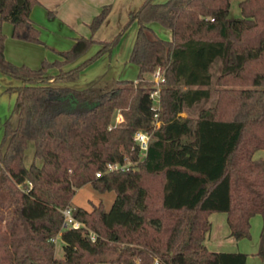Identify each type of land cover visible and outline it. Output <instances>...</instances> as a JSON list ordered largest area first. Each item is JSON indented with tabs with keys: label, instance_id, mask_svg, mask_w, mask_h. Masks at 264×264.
<instances>
[{
	"label": "trees",
	"instance_id": "1",
	"mask_svg": "<svg viewBox=\"0 0 264 264\" xmlns=\"http://www.w3.org/2000/svg\"><path fill=\"white\" fill-rule=\"evenodd\" d=\"M37 2L0 0V21L12 24V37L41 42L30 18ZM230 2L144 0L116 35L98 41L92 55L68 70L63 66L96 42L92 35L75 37L69 49L58 51L59 59L31 68L5 57L0 30V72L20 81L7 89L16 91L17 123L5 122L0 144V264H246L245 253L205 245L209 216L216 212L226 214L236 238H249L250 221L260 215L264 256V159L254 158L264 152V0H239L240 17L229 15ZM109 9L105 4L93 16L91 34ZM133 20L128 60L137 68V85H58L76 81L83 68L110 52ZM152 23L171 37L159 36ZM216 61L214 103L195 117H181L211 97ZM51 68L58 72L48 74ZM157 69L163 81L156 127L154 83L146 76ZM117 112L121 121L113 124ZM137 130L150 134L142 158L133 140ZM109 164L129 166L107 171ZM86 184L115 192L108 211L102 205L71 207ZM64 208L85 227L64 229ZM56 237L62 258L55 257Z\"/></svg>",
	"mask_w": 264,
	"mask_h": 264
},
{
	"label": "crops",
	"instance_id": "2",
	"mask_svg": "<svg viewBox=\"0 0 264 264\" xmlns=\"http://www.w3.org/2000/svg\"><path fill=\"white\" fill-rule=\"evenodd\" d=\"M37 1L30 10V18L39 28L41 42L35 43L12 37V24L7 23L8 21H0V30L5 35L4 55L13 64L38 68L44 59L48 61L59 59L61 56L58 51L69 49L75 37L92 35L96 42L92 43L77 59L63 66V70H68L76 67L82 60L92 55L100 47L98 41L110 40L116 35L123 25L132 19L133 14L144 0ZM153 1L163 2L165 0ZM105 4H110L109 12L95 32L91 34L88 24ZM151 25L159 36L168 39L171 37L170 30L165 29V27L158 23ZM136 29L137 23L133 20L122 32L118 42L110 52L103 53L83 68L76 81L58 85L81 89L94 84L108 85L118 80H136L137 68L133 71L134 79L125 76V67L129 64L128 56ZM57 72L56 68H51L48 74L55 75ZM18 85H20V81L0 72V144L3 139L5 122H9L12 126L17 123L16 91L7 89L15 88ZM13 117H15L14 120ZM254 158L264 159L262 151L255 153ZM207 236L209 239L212 237L210 234ZM246 264H248V260Z\"/></svg>",
	"mask_w": 264,
	"mask_h": 264
},
{
	"label": "rangeland",
	"instance_id": "3",
	"mask_svg": "<svg viewBox=\"0 0 264 264\" xmlns=\"http://www.w3.org/2000/svg\"><path fill=\"white\" fill-rule=\"evenodd\" d=\"M239 0H231L229 7V15L231 17H240L241 12L238 6ZM7 22V21H6ZM9 23V22H7ZM167 29V28H165ZM169 30V29H168ZM136 70L135 65L129 64L125 67V76L134 79L133 71ZM219 72V61H216L211 68L212 74V84L210 86L211 97L208 100H203L200 103L194 105L189 109H184L180 113L181 117H195L202 108H207L211 106L216 99V92H214L215 79ZM124 74V73H123ZM134 77V78H133ZM146 79L151 80L152 74L146 76ZM137 81H133V86L137 85ZM116 82L108 85H98L101 90H108L112 87L117 86ZM153 85V84H152ZM151 87V86H150ZM153 105H156V102L153 101ZM118 112L115 113L112 123H116V118ZM15 117H13V120ZM264 155V152H262ZM33 156V144L28 143L27 149L25 151V165L29 166L32 161ZM37 165H41L40 160H36ZM135 165V163H133ZM115 198L114 191H104L99 192L95 190L90 184L83 185L78 188L72 198L71 207H81L88 211H91L93 208L102 205L105 211H108L113 203ZM210 222L212 224L210 231L207 233L212 235L211 239L209 236L206 237L204 243L212 251H233V252H242L247 254L248 264H264V256L260 254V230L262 226V218L260 215H256L250 221V236L249 238H236L230 235L229 228L226 223V214L223 212H216L210 215ZM55 257L62 258V241L59 237L55 238ZM113 254L109 253L106 255L107 258H111ZM107 264L108 262H100ZM99 264V263H97ZM110 264V263H108Z\"/></svg>",
	"mask_w": 264,
	"mask_h": 264
},
{
	"label": "built area",
	"instance_id": "4",
	"mask_svg": "<svg viewBox=\"0 0 264 264\" xmlns=\"http://www.w3.org/2000/svg\"><path fill=\"white\" fill-rule=\"evenodd\" d=\"M152 81L154 84L150 92V98L152 99V101L156 102V105H152V109L155 112L154 113L155 126L157 127L159 125L157 117H158V111L160 109L159 90H160V83L163 81V79L161 78L159 69H157L152 74ZM120 121H121V116L118 114L115 124L119 123ZM133 140L137 144L139 152H140V158H142V156L145 154L147 150L148 143L150 140V134L145 131L137 130L133 134ZM128 166H129L128 164H109L107 166V171H116V170L124 171L128 169ZM99 176H100V173H96V177H99ZM61 213L63 214V218H64L63 220L64 229L66 228L77 229L80 227H85L84 223L78 221L72 216L71 210L69 208H64L61 211ZM89 235H90V239L94 241L96 238L95 233L89 230ZM52 240L55 241V238Z\"/></svg>",
	"mask_w": 264,
	"mask_h": 264
}]
</instances>
